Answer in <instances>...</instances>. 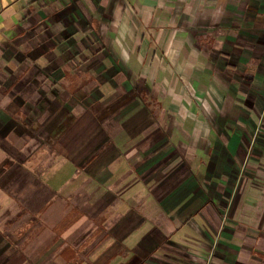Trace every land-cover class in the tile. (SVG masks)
Segmentation results:
<instances>
[{
    "label": "crops",
    "instance_id": "obj_1",
    "mask_svg": "<svg viewBox=\"0 0 264 264\" xmlns=\"http://www.w3.org/2000/svg\"><path fill=\"white\" fill-rule=\"evenodd\" d=\"M0 264H264V0H0Z\"/></svg>",
    "mask_w": 264,
    "mask_h": 264
}]
</instances>
